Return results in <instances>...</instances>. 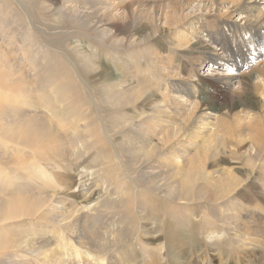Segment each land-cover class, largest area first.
Returning <instances> with one entry per match:
<instances>
[{"label":"rangeland","instance_id":"rangeland-1","mask_svg":"<svg viewBox=\"0 0 264 264\" xmlns=\"http://www.w3.org/2000/svg\"><path fill=\"white\" fill-rule=\"evenodd\" d=\"M241 1L0 0V264H48L50 249L66 246L68 226L102 243L125 230L124 242L109 251L120 262L129 256L124 247L130 246L136 264H264V215L257 228L239 226L237 233L235 221L219 222L220 216L232 213L226 216L228 208L220 204L210 208L207 193L177 197L190 190L176 185L185 176L169 171L175 160L169 148L151 152L139 143L162 144L168 137L153 131L152 118H162L157 105L163 94L181 99L187 109L174 116L169 130L203 119L207 112L237 114L244 120L247 139L241 147L232 145L238 154L221 164L239 179L237 203H227L236 208L244 199L256 198L254 204L264 208V160L250 163L248 156L254 135L248 126L264 115V29L255 28L253 19L245 23L250 14L241 11L243 6L234 10L232 4ZM259 1L264 14V0ZM205 44L231 55L223 72L240 75L243 89L238 95L216 90L220 86L201 77L217 68L205 60ZM51 108L58 110L59 119L50 118ZM137 116L140 122L121 129ZM62 119L65 128L58 125ZM259 125L252 130L264 136V122ZM103 127L110 133L102 135ZM111 144L127 168L116 180L106 173L113 199L121 202L120 194L134 190L140 197L125 198L124 206L108 204L92 226L88 217L94 208H81L89 197L73 193L80 183L75 170L82 169L73 153L84 145L79 154L89 158ZM216 146L223 151L222 143ZM137 173L139 177L130 176ZM152 177L159 190L151 187ZM193 183L191 188L199 186ZM98 192L105 200L107 194L101 188ZM16 210L18 217L11 218ZM135 210L139 213L134 215ZM121 213L128 214L123 215L128 217L126 229ZM136 215L144 216L148 233L159 232L156 239L142 233L132 238ZM211 231L219 238L210 242ZM49 232L51 246L45 247ZM75 255L78 264L88 263L81 253Z\"/></svg>","mask_w":264,"mask_h":264},{"label":"bare ground","instance_id":"bare-ground-1","mask_svg":"<svg viewBox=\"0 0 264 264\" xmlns=\"http://www.w3.org/2000/svg\"><path fill=\"white\" fill-rule=\"evenodd\" d=\"M231 1H233L234 4L237 0H231ZM233 4L232 7L234 6L237 8L236 10L233 7L235 11H238L243 6L244 9L243 10L240 9V10L245 14H250L248 16H245L246 17V19L244 20L245 23H250V19H253L254 21L252 24L253 26H255V28L262 27L264 29V14L262 11L259 10L263 8H260L261 4L259 0H242L239 5H233ZM252 24H248V25L251 26ZM205 27L208 28V30H211V28L207 26ZM215 38H213L215 40L214 44H218ZM205 45L208 48L207 58L205 60H209L210 62H213L217 68L214 69V71H212L211 76L203 74L201 77L207 78L211 86H220V88L216 87V90H222L227 95L232 97L238 95L239 92L243 89L242 81L239 80L240 75L229 76L228 74H224L223 72L224 68L228 66L230 61H232L231 55L229 54L227 55L226 50L223 47L221 48L222 52H218V48L214 49L213 45L212 47H210L208 44ZM259 90L261 89L258 88V91ZM262 97L264 99L263 89H262ZM160 99L161 100L157 105V113L161 115L162 118L160 120L157 117L152 118V122L154 124L153 131L166 132L168 137L162 139L161 141L162 144H154L153 142L150 144V142H147V140L140 141L139 143L142 145V147L146 149H150L151 152H156L158 149H163L164 147L169 148L170 152L174 155L175 160L173 164L170 166L168 165L169 171H171L172 173L178 176H185V179L183 180V184L180 185L177 183L176 185H178L182 189L188 186L190 190L185 192V196L183 193L182 195L177 197L188 198L187 196L190 195L192 192H195L196 194L207 193L209 200H211L213 203V204L211 203L210 208H213L216 204H220V205H224L225 208H228L225 209L227 211L226 216H229L230 212L232 213V215L229 216V218L227 217L222 218L223 215L220 216L221 219L216 217L217 219H220L219 222H222L225 225H230V222L232 223V221H235L236 223L234 227L235 229L237 228L236 232L239 234H240L239 226H252L257 228L259 221L262 219V216L264 215V208L261 206L259 202H257L258 205L257 203L254 204L257 200L256 198H253V202L244 199V201L239 203V205L236 208H231L232 205L227 203V200L232 199V203H237L238 199L236 197L238 196L239 193V191L237 190L239 179L235 175L236 173L234 174L232 171L223 168L221 165L224 163L225 159L229 158L230 156L233 157L238 154L235 150L234 151L232 150L231 146L233 145L235 148L241 147L243 142L245 141L244 138L246 137H244V133H246L245 132L246 130L244 128L245 126H243L244 120L240 118L237 114H231L230 113L231 111L221 113L220 115L216 113L212 114L207 112L205 113L206 117H202L203 119L193 118L191 121L186 122L181 129L175 128L173 131V130H169V128L172 127L173 125L174 116L184 110L187 111V109L184 107V102L181 99L167 97L165 94H163L160 97ZM262 107L264 108V100L262 101ZM54 108H51L50 110V118L52 120H57L60 118V114L58 110ZM201 108H205L206 111L209 110L207 109L209 107H207L204 104L201 106ZM104 111L106 113V110ZM94 114L96 115L95 116L96 123H100L102 114L99 112V110H97V108ZM87 116L89 115L86 114L84 115L85 121H87L88 118ZM141 116L143 117L144 114H141ZM141 120L142 118L139 116L134 117L133 119H131V121H126L125 125H123L121 129L125 130L129 125H132L134 122H140ZM260 122L261 123L264 122V115L256 117L254 125L248 126L249 129L248 131L254 133L253 136H250V139L252 141L251 151L248 150L250 163H254L253 161L262 162V160H264V136L260 131H257L258 133H256L252 130L253 126H260L259 125ZM74 123H76V121H74ZM58 125L61 128L67 127L63 119L58 123ZM71 130H73L74 132H78L79 128L78 129L72 128ZM109 133L110 132L106 128L104 127L102 128V135ZM216 139H217V143L215 145H211ZM218 143H222L223 151H221L220 148L216 146ZM112 148H113L112 144L110 145L109 148L103 146V148L96 150L94 156H91L89 158H86V156L79 154V152L85 150L84 145L77 147L76 150L77 153H73L75 160L77 162L76 165L82 166L81 171H80V167H78L75 170V172L78 173V175L80 176V183L77 187L79 188V191L78 192L75 191L73 193H77L79 194V196L89 197L86 204L82 205L81 208L82 209L92 208V207L94 208L95 212L91 213V215L88 217L92 219V226L96 223V221H100L99 213L102 208H107L108 204L114 207L115 204L116 206L117 205L119 206L120 204L124 206L125 198H128L129 196L132 195H135L136 198L140 197L138 191L134 190L130 193L120 194L119 196L122 199L121 202L117 201L116 199L115 200L113 199L114 194L111 193L112 186L110 185V189H109L108 183L110 182V180L106 176L109 174L106 173L109 172L111 178L112 176L115 175L113 180H116V177L119 175L118 173L121 170H125L127 168L125 167V164L122 161V159L118 158L117 154L113 151ZM260 157L262 158L260 159ZM80 160H82V162H80ZM82 163L87 165H83ZM152 175H154V173H152ZM130 176L132 178H136L139 177L140 174L137 173L136 176H132L130 174ZM129 180L133 182V179L129 178ZM155 180L156 177L151 178L150 181L151 187L155 188L156 190H159V188L155 183ZM194 181L197 182V185L199 186L198 187L194 186L191 188L190 185ZM262 184L264 189V181H262ZM100 188L102 189L103 194L104 193L107 194L105 200L101 198V193L98 192ZM129 200L127 201L128 204H129ZM146 204L148 205V203ZM136 212L137 211L135 210L134 215L136 214ZM18 214L19 213L17 212V210L13 211V213L11 214V218L16 219L18 217ZM123 215L128 216V214H124V213L122 214V216ZM127 218L123 216L121 219L124 229H126L125 226L128 225ZM160 219H161V215H160ZM135 220L136 221L132 224V226H134V228H132L133 232H131L132 238L138 236L139 233H142V235L145 237L152 236V238L155 239L159 236V232L148 233V231L145 229L146 226L145 227L143 226L144 216H138ZM185 220L186 219L184 218L183 221ZM177 221L179 220L177 219ZM194 226L192 227V230L197 231L198 228ZM159 227H161V225ZM181 227H183V225ZM67 230L69 231V237L63 239L66 243V246L63 248L61 245L62 248L59 247L58 250L50 249L52 256L48 264H78L76 260L75 252L81 253L83 255L82 259H84L85 262H88L89 264H136L138 261L137 257H134L135 253L133 249L132 250L130 249V246L124 247L123 251H125L126 249L129 256H126V258L121 262L117 258H112L109 256L110 250H112L114 247L124 242L126 235L123 234L125 230L122 231L121 233L120 230L119 231L120 234L117 233V236L114 237V240L105 239L106 241L103 240L104 241L103 243L101 238L99 239V241L98 239L96 241L93 235L90 236L88 232L76 226H68ZM211 232L213 233H211L210 237L208 236V234L206 235L209 237L210 242L211 240H216L219 238L218 232L216 231H211ZM50 233L51 232L48 233L49 242H45L44 245L45 247L51 246L50 243L52 240L51 239L52 235ZM240 236L241 235H239V238ZM70 242H75V245H71ZM241 242L243 243L244 240L241 239ZM148 250L149 249H147V251ZM129 251L130 253L133 251V253L130 254ZM148 264H152V263H148ZM202 264H206V262L204 261Z\"/></svg>","mask_w":264,"mask_h":264}]
</instances>
